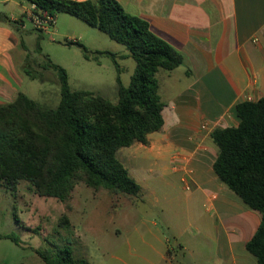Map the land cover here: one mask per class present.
<instances>
[{"label":"crops","instance_id":"1","mask_svg":"<svg viewBox=\"0 0 264 264\" xmlns=\"http://www.w3.org/2000/svg\"><path fill=\"white\" fill-rule=\"evenodd\" d=\"M117 1L147 21L184 61L157 73L165 104L162 130L148 135V144L136 142L117 153L128 171V165L141 167V201L154 219L126 210L117 226L96 231L94 256L86 259L91 264H258L246 245L261 215L215 173L219 148L211 134L237 127V105L264 97V0ZM30 8L26 0H0V13L10 20L0 21V105L20 93L28 96V79L45 80L26 73L30 52L22 18ZM196 207L214 213L215 220L197 217ZM73 226L75 250L90 252L82 239L86 234Z\"/></svg>","mask_w":264,"mask_h":264},{"label":"trees","instance_id":"2","mask_svg":"<svg viewBox=\"0 0 264 264\" xmlns=\"http://www.w3.org/2000/svg\"><path fill=\"white\" fill-rule=\"evenodd\" d=\"M26 1L37 7L42 18L55 21L59 14H68L107 34L128 49L136 68L128 87L117 78L118 101L112 103L91 92L73 90L67 71L49 60L47 67L59 76L57 107L23 93L0 105V185L16 190L27 182L37 195L63 203L70 200L80 182L113 195L138 196L141 186L117 153L136 142L148 144V135L162 130L165 104L159 95L157 73L178 68L183 56L155 35L147 21L128 14L117 0ZM0 21L10 20L0 13ZM66 44L79 46L88 60L110 57L120 73L117 54L91 52L77 41ZM26 65L32 80L41 79L32 70L29 57ZM236 109L239 125L216 128L211 134L219 148L213 168L233 193L260 213L259 227L246 249L258 264H264V97L242 102ZM58 227L67 233L64 244L36 250L44 264H91L84 257H75L76 232L69 216L64 214ZM3 238L23 245L17 234Z\"/></svg>","mask_w":264,"mask_h":264},{"label":"rangeland","instance_id":"3","mask_svg":"<svg viewBox=\"0 0 264 264\" xmlns=\"http://www.w3.org/2000/svg\"><path fill=\"white\" fill-rule=\"evenodd\" d=\"M22 19L27 31L24 39L30 52L28 57L31 68L40 78L45 79L44 82H32L28 79L24 91L29 97L53 108L59 105V76L54 69L47 67L50 60L67 71L73 90L88 91L117 103V78L120 77L123 85L128 87L136 68L135 60L124 45L68 14H59L49 26L48 32L37 30L28 14ZM76 41L91 52L104 50L117 54L120 73L110 57L101 56L98 61L88 60L79 46L66 44ZM128 169L131 177L140 181L141 167L136 166L135 170L128 165ZM146 174L147 183L150 182L154 187L155 180L149 172ZM143 203L140 194L135 197L113 195L105 189L89 188L84 182L76 186L67 203L37 195L27 182H21L16 190H7L0 185V264H44L36 250L64 244L67 233L58 227L64 214L86 234L82 239L90 247V252H85L86 254L75 250V257L94 256L96 231L117 226L126 210H135L137 217L154 219L153 212H146ZM253 212L260 217L257 211ZM195 213L197 217L206 220L216 218L214 213L201 211L199 207L195 208ZM9 234H17L23 245L18 246L3 238ZM73 239L76 243V233L73 234ZM88 260L91 261V258Z\"/></svg>","mask_w":264,"mask_h":264},{"label":"built area","instance_id":"4","mask_svg":"<svg viewBox=\"0 0 264 264\" xmlns=\"http://www.w3.org/2000/svg\"><path fill=\"white\" fill-rule=\"evenodd\" d=\"M28 15L29 18L33 21L35 28L42 32H48L49 26L54 23L53 19L50 17L42 18L38 14V9L35 5H31Z\"/></svg>","mask_w":264,"mask_h":264}]
</instances>
